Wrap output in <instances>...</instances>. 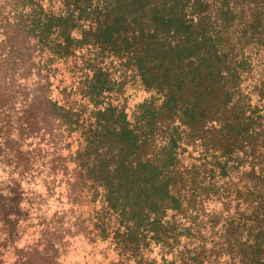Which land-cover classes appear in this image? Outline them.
<instances>
[{
    "label": "trees",
    "instance_id": "1",
    "mask_svg": "<svg viewBox=\"0 0 264 264\" xmlns=\"http://www.w3.org/2000/svg\"><path fill=\"white\" fill-rule=\"evenodd\" d=\"M4 3L0 167L47 188L41 144L73 138L65 196L98 206L36 215L10 264H59L76 234L121 264H264V0ZM58 64L79 99L52 95ZM119 70L149 93L130 112Z\"/></svg>",
    "mask_w": 264,
    "mask_h": 264
},
{
    "label": "rangeland",
    "instance_id": "2",
    "mask_svg": "<svg viewBox=\"0 0 264 264\" xmlns=\"http://www.w3.org/2000/svg\"><path fill=\"white\" fill-rule=\"evenodd\" d=\"M9 0H0V10L2 7L8 9ZM54 72L53 91L54 97H60L58 94L63 87L66 92H71L70 96L79 99L80 94L77 92V74L65 65H56ZM115 66L113 69H116ZM121 70L116 72L118 80H122L123 86L117 94V99L113 102L124 104L126 111L130 112L134 105L142 101L149 95L140 85L137 77L131 72H125L119 76ZM35 141V140H34ZM29 142V140H27ZM33 144V143H32ZM34 145H31V148ZM76 143L73 138H62L61 142L55 146L47 143V140L41 144V155L46 160H54L56 177L53 183L48 182L42 186L39 178L34 180H23L19 184L12 182L7 175V169L2 170L0 167V259L4 264H10L15 257L13 247H21L31 241L33 227L28 226L29 222H36V215L51 217L53 214L64 216V222L75 215H81V218H88L94 215L93 211L98 206L92 203H83L82 205L69 204L64 192L65 172L69 171L71 165L67 164V155L73 151ZM189 152H185L184 156ZM65 167V168H64ZM52 181V180H48ZM35 182V183H34ZM37 196V197H36ZM39 201V208L35 210L30 202ZM206 209H219L218 203H206ZM38 213V214H37ZM72 219V218H71ZM65 245L61 249L59 264H121L116 253L108 245L107 241H89L83 235L65 236ZM153 255V254H152ZM127 264H133L129 262Z\"/></svg>",
    "mask_w": 264,
    "mask_h": 264
}]
</instances>
